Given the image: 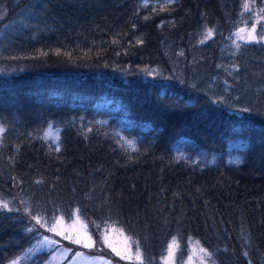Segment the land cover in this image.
<instances>
[{"label": "trees", "instance_id": "1", "mask_svg": "<svg viewBox=\"0 0 264 264\" xmlns=\"http://www.w3.org/2000/svg\"><path fill=\"white\" fill-rule=\"evenodd\" d=\"M35 2L0 0V197L19 209L0 211V264L33 240L25 207L67 223L78 207L139 242L144 264L173 236L174 264L189 236L214 264H264V0H174L164 11L163 0H45L33 29L13 23ZM253 25L257 40L239 44L222 78L223 44ZM146 66L162 76L143 80ZM223 81L251 113L212 104ZM49 122L62 130L59 153L39 138Z\"/></svg>", "mask_w": 264, "mask_h": 264}, {"label": "snow or ice", "instance_id": "2", "mask_svg": "<svg viewBox=\"0 0 264 264\" xmlns=\"http://www.w3.org/2000/svg\"><path fill=\"white\" fill-rule=\"evenodd\" d=\"M174 3V0H163V3L159 6L160 11H164L166 7ZM37 5L39 8L37 10ZM243 8L245 10L249 9V4L245 2L243 4ZM47 9V3L45 0H36V2L31 6L28 10L27 15L21 20L14 21L13 23H18L25 29H33V23L30 21L29 17L39 18ZM155 11V8L153 9ZM2 11V10H0ZM264 12V9H261ZM0 18H3L0 15ZM145 20L148 19L147 16L144 17ZM46 26V25H45ZM9 27V25H5V28ZM41 28V24L39 20L35 24V30L39 31ZM255 31V25L252 27V31L247 32L246 35H243L246 30L244 28H240L237 32L233 33L237 39H247V40H255L256 37L253 35ZM213 35L212 29H206L204 33V37L199 41L201 44L205 43V40L211 39ZM264 39V37H261ZM115 43V41H113ZM137 43H143L141 39H137ZM235 44V41H233ZM235 47L239 49V44H235ZM56 55L60 56L61 52L59 49L56 50ZM68 59L71 61L72 56L70 53H65ZM177 55H183V52L177 53ZM107 67V65H105ZM219 67V66H218ZM235 70V69H234ZM145 76H150L153 79L162 76L157 69H150L147 66L141 69ZM164 79H171L172 77H163ZM180 83L183 84L184 81L180 80ZM191 87H195V85H191ZM227 91V88L225 89ZM238 99V97H237ZM212 104L222 105L237 113H251V109L245 106H236L232 103H229L228 100L224 96H218L211 98ZM83 119V118H81ZM98 124H105V121H96ZM5 131V127L2 123H0V133ZM88 131H92L91 128ZM42 135H40V139L44 140L45 143L48 144L50 151H55L59 153L61 151V132L62 130L59 128H55L53 123L49 122L47 127L40 129ZM115 135L119 138V141H122L120 144L121 148L125 151L138 152L137 141L129 140L127 137L121 135L119 132H116ZM177 161L183 160L185 163H188L191 160V157H185L183 154L178 155L176 158ZM216 161L213 159L208 163L214 164ZM230 164L235 163L239 165L242 161L239 158L235 160L230 159L228 161ZM192 163L196 167H200L203 163V160H192ZM207 166V165H205ZM40 183V181H37ZM22 204H25V201H21ZM19 211V209H14L13 204L0 197V211L13 212ZM25 213L35 222V225H38L40 228L44 230L46 233H51L52 236L49 237L47 235H42L39 238H36V243L31 245L26 252L24 253V257L27 258L29 256H35L37 253H42L45 250L49 254V259L45 261V264H62L65 257L68 256L69 252L72 251L69 248L63 247L59 242L54 239V237H59L61 241H67L69 244L76 245L80 249H93L97 242L93 239V236L89 232V226L85 223L84 219L81 216V210L77 207L72 211V219L70 224H65L64 216H53L54 222H49L47 218L42 217L39 213L33 214L31 212L30 207H25ZM96 228L99 231L100 224H96ZM36 229L32 226H29L25 229L26 233H33ZM116 232L119 231V235L123 237L122 247H117L110 242L109 231ZM102 243L105 247L111 249V251L118 256L121 260H132L133 256L130 252V243H132V238L124 235L123 229H116L111 225H106L104 231L101 233ZM136 243V253L135 260L141 262V250L139 246V242ZM179 248V243L176 236H173L171 241L168 243V257L167 264H172V259L174 257L175 251ZM188 248H189V261H192L193 258H199L200 264H205V258H208L209 264H214L211 261V257L213 253H211L207 248H205L199 240H193L191 236L188 238ZM247 255V253H245ZM9 264H22L21 258L16 257L9 261ZM70 264H112V262L108 259H105L103 256H95V255H86L82 251H75ZM251 264V261H249Z\"/></svg>", "mask_w": 264, "mask_h": 264}, {"label": "rangeland", "instance_id": "3", "mask_svg": "<svg viewBox=\"0 0 264 264\" xmlns=\"http://www.w3.org/2000/svg\"><path fill=\"white\" fill-rule=\"evenodd\" d=\"M245 30H246V32L243 35H246L247 32L252 31V28L245 29ZM253 35L256 37L255 32H253ZM255 40H257V39H255ZM255 40L237 39L235 35H233L231 38H228V40L226 41V43L223 44L222 49H221V62L219 64V68L221 69V72H222V73H220L222 78H224L225 76L229 78L233 74L232 62H233L235 54L237 53V48L235 47V44H240V43H244V42H253ZM233 41H235V44L233 43ZM142 79L146 80V81H151V82L157 81V79H153L150 76H145ZM215 79H217V78H215ZM215 79L213 81H216ZM0 80H1V77H0ZM226 88L227 87H226L224 81L218 83L217 85L215 84L213 91L216 92V97L224 96L228 100V102L232 103L233 105L247 107L246 104H243L244 100L241 98V95H239V92L237 91V89L235 91H232V90H229L227 88V91H225ZM261 89L264 90V84L262 85ZM237 97H238V99H237ZM229 111L233 112L232 110H229ZM233 113L238 114L239 116L246 115V113H243V114L237 113V112H233ZM26 219H27L28 227L32 226L36 229L33 233H31V234L28 233L29 237H33V240L30 243V245H28L26 250L31 245L36 243V238H39L42 235H47L49 237L52 236L51 233H46L38 225H35V222L33 220H31L30 217H26ZM82 219H84L85 223L89 226V232L93 236V239L97 242V244L93 249H80L78 246L69 244L67 241H61L59 237H54V239H56L59 242V244H61L63 247H66V248H69L72 250L69 252L68 256L64 258L62 264H70L71 259L74 255L75 251H82L86 255L103 256L105 259L110 260L112 262V264H141V262L135 260L136 247L132 243H130V252H131V255L133 256V259L132 260H121L118 256H116L111 251L110 248L105 247L103 245L101 233L104 231V228L99 229V231H98L93 226V224L90 220H88L84 217H82ZM70 223H71V220L69 223L65 222V224H70ZM124 235L129 237L126 233H124ZM109 237H110V242L112 244H114L118 248L122 247L123 237H121L119 235V231L112 232L110 230L109 231ZM167 248H168V245L166 247L165 253L161 257L158 264H167V257H168ZM26 250L23 253H25ZM189 255H190V252H189V248H188V251L185 254V258L183 261L184 264H200L199 258L194 257L192 261H189ZM17 257L21 258L22 264H45V261L47 259H49V254L45 250L42 253H37L35 256H29V257L25 258L24 254H20ZM175 258H176V253L174 254V257L172 259V264L175 263ZM141 261H142V259H141ZM142 264H144V263L142 262ZM205 264H209L208 258H205Z\"/></svg>", "mask_w": 264, "mask_h": 264}]
</instances>
